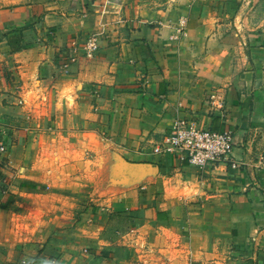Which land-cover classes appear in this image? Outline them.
Instances as JSON below:
<instances>
[{"label": "crops", "instance_id": "1", "mask_svg": "<svg viewBox=\"0 0 264 264\" xmlns=\"http://www.w3.org/2000/svg\"><path fill=\"white\" fill-rule=\"evenodd\" d=\"M137 3L0 8V227H89L47 244L65 264H264V0ZM180 119L231 130L237 166L154 153Z\"/></svg>", "mask_w": 264, "mask_h": 264}, {"label": "built area", "instance_id": "2", "mask_svg": "<svg viewBox=\"0 0 264 264\" xmlns=\"http://www.w3.org/2000/svg\"><path fill=\"white\" fill-rule=\"evenodd\" d=\"M99 49L98 37L89 36L85 43L87 56H93ZM217 101V106H224V99L218 93L209 97ZM234 147L233 132H219L210 128L199 127L193 120H177L163 138L152 145L154 153H169L181 162L198 167L216 165L222 162L237 166L232 159ZM3 149V147H0Z\"/></svg>", "mask_w": 264, "mask_h": 264}, {"label": "rangeland", "instance_id": "3", "mask_svg": "<svg viewBox=\"0 0 264 264\" xmlns=\"http://www.w3.org/2000/svg\"><path fill=\"white\" fill-rule=\"evenodd\" d=\"M57 0H0V8H5L18 4H31L34 5L37 11L45 13L51 10V7ZM170 5L169 0H138V6L142 13L147 12H161ZM52 213H45L39 220L37 217L25 218L24 225L18 229L10 227H0V237L5 241L11 239L14 241V249L19 248V264H55V259L58 261L56 264H65V254H56L47 248L49 241L56 238H64L66 236L82 237L87 233L89 227L84 226L76 231L65 232V228L56 225L50 217ZM49 215V216H48ZM18 242L19 244L15 243ZM22 241V245H20ZM2 242L0 243V254H2ZM15 250V252H16ZM45 255V258L42 256ZM50 255V257H49ZM23 256V257H21ZM56 257V258H54ZM51 258V262L49 259ZM0 264H8V262L0 259Z\"/></svg>", "mask_w": 264, "mask_h": 264}]
</instances>
